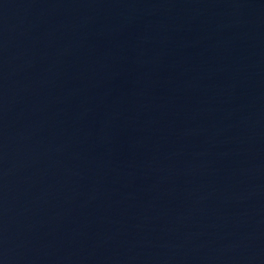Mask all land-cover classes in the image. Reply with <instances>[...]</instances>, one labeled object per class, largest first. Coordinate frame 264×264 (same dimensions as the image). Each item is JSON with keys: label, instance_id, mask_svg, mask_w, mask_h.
Segmentation results:
<instances>
[{"label": "water", "instance_id": "water-1", "mask_svg": "<svg viewBox=\"0 0 264 264\" xmlns=\"http://www.w3.org/2000/svg\"><path fill=\"white\" fill-rule=\"evenodd\" d=\"M0 264H264V0H0Z\"/></svg>", "mask_w": 264, "mask_h": 264}]
</instances>
